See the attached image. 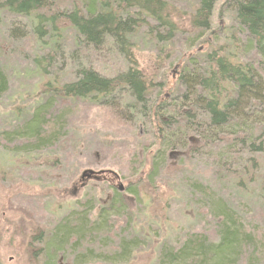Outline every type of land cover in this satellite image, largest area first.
I'll return each mask as SVG.
<instances>
[{
  "label": "trees",
  "instance_id": "trees-1",
  "mask_svg": "<svg viewBox=\"0 0 264 264\" xmlns=\"http://www.w3.org/2000/svg\"><path fill=\"white\" fill-rule=\"evenodd\" d=\"M218 4L219 0H0V56L6 61L0 58V97L9 90L5 46L30 38L19 50L30 74L40 78L34 98H45L38 103L42 110L21 128L18 143L38 146L52 140L64 117L45 121L42 112L56 102L79 100L86 104L75 108L84 113L81 125L101 123L126 132L140 119L159 149H165L170 164L198 155L216 138L239 145L247 165L230 171V183L237 192H249L260 179L264 156V0H224L221 6L232 8L228 20L220 9L216 17ZM219 18L227 25L218 27ZM70 43L73 48L65 46ZM89 56L114 70L97 67ZM68 74L71 78L66 79ZM154 156L158 160L157 152ZM139 163L140 159L129 162L126 174L132 183L140 179V193L148 194L151 185L158 187V178L151 175L157 168L152 166L151 173L141 170L139 176ZM109 180L105 182L113 187ZM134 188L135 184L126 190L133 193ZM110 196V209L116 199L125 206L119 193ZM224 217L218 222L217 246L206 251V237L200 238L180 255L194 250L191 254L203 264L209 258L224 262L236 252L249 253L253 234L243 236L237 227L228 228ZM64 227V238L57 235L52 240L56 246L49 241L44 249L48 264L73 235L82 236L84 225Z\"/></svg>",
  "mask_w": 264,
  "mask_h": 264
},
{
  "label": "rangeland",
  "instance_id": "rangeland-1",
  "mask_svg": "<svg viewBox=\"0 0 264 264\" xmlns=\"http://www.w3.org/2000/svg\"><path fill=\"white\" fill-rule=\"evenodd\" d=\"M223 2L219 0L215 15L219 16L220 9L228 20L232 8H223ZM226 19H217L218 27L227 25ZM20 43L5 46L10 57L9 90L0 97V264H48L44 249L49 241L56 246L53 241L58 236L64 238V226L72 228L80 222L84 225L82 236L73 235L53 264H201L194 258V250L180 252L205 237L202 245L206 251L210 245L217 246L221 241L218 222L224 215L228 228L237 227L243 236L253 234L254 246L247 254L234 253L232 260L209 258L203 264H264V156L260 179L249 192H237L230 176L247 165L239 145L232 147L216 138L198 155L173 160L172 166L173 162L165 159V149H159L140 119L126 132L107 129V124L101 123L81 125L84 113L75 108L86 104L79 100L46 108L42 112L45 121L64 117L56 135L44 145L22 146L18 143L23 136L21 128L42 110L38 103L45 98H34L40 78L30 74ZM88 61L114 70L94 56ZM134 159H140L139 176L141 170L151 173L152 166L157 168L151 175L158 178V187L151 185L148 194L147 190L140 193V179L132 183L126 174ZM90 171L96 172V179H88ZM121 184L123 191L119 190ZM134 184V192H127ZM112 192L121 195L125 206L116 199V206L110 209ZM112 219L122 223L114 224ZM122 248L125 251L119 250Z\"/></svg>",
  "mask_w": 264,
  "mask_h": 264
},
{
  "label": "flooded vegetation",
  "instance_id": "flooded-vegetation-1",
  "mask_svg": "<svg viewBox=\"0 0 264 264\" xmlns=\"http://www.w3.org/2000/svg\"><path fill=\"white\" fill-rule=\"evenodd\" d=\"M85 176H86V175H85ZM85 176H83L82 178H84ZM87 177H88L89 180H90L91 178H92V179H94V178L96 179V175H93V174H92V175H87Z\"/></svg>",
  "mask_w": 264,
  "mask_h": 264
},
{
  "label": "water",
  "instance_id": "water-1",
  "mask_svg": "<svg viewBox=\"0 0 264 264\" xmlns=\"http://www.w3.org/2000/svg\"><path fill=\"white\" fill-rule=\"evenodd\" d=\"M92 173H93V172H91V171L89 172L90 175H91ZM123 189H124L123 185H120L119 190H120V191H123Z\"/></svg>",
  "mask_w": 264,
  "mask_h": 264
}]
</instances>
